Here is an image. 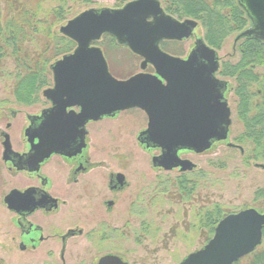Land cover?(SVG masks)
Instances as JSON below:
<instances>
[{
    "label": "rangeland",
    "instance_id": "rangeland-1",
    "mask_svg": "<svg viewBox=\"0 0 264 264\" xmlns=\"http://www.w3.org/2000/svg\"><path fill=\"white\" fill-rule=\"evenodd\" d=\"M127 2L0 0L4 21L20 10L37 14L31 24H24L26 34L18 47L12 40L0 37V261L3 264H63L60 237H52L37 250L27 251L21 250L18 241L12 237V214L4 197L12 188L24 187L30 181L22 173L7 170L3 159L5 142L9 138L14 149H23L28 114L39 113L52 104L44 91L54 86L51 65L55 59L49 65L51 83L41 88L34 103L17 101L14 90L17 76L37 69L45 57L53 55L56 48L50 33L62 34L61 27L67 21L93 7L120 8ZM198 21L199 34L204 35L205 27L201 20ZM240 33L233 31L221 42L218 53L222 57V66L226 61L235 65L242 61L244 39L236 40ZM110 36H104L98 44L104 49L115 77L128 78L145 70L141 67L140 56ZM191 41L178 45L165 43L164 47L174 55H184L189 51ZM250 69L256 71L259 78L264 76V64L250 63L247 70ZM222 78L230 79L234 84L230 101L233 119L230 138L239 145L237 148L220 144L203 155L190 153L184 157L195 164L193 169L158 172L153 167L151 154L137 140L138 132L149 125L148 116L140 109H131L123 112L117 120L105 118L88 124L92 160L99 167L85 175L83 183L66 184L67 179L59 170V156L55 155L42 166L41 172L57 180L55 190L67 201L52 219L65 228L79 226L85 230L83 235L68 240L66 264H98L99 259L108 253L120 255L128 264H180L214 236L208 213L215 215L222 211L227 215L247 208L264 213V198L259 193L264 190V168L257 166L263 164L264 159H253L251 139L246 138L245 142L238 139L248 126L239 114L237 76ZM249 98L248 115L252 121L259 111L258 104L263 101L259 96ZM119 171L125 174L126 184L120 193L114 194L109 185L115 182ZM182 175L189 179L187 188L180 184ZM114 197V206L108 205L107 201ZM259 247H264V235L257 249Z\"/></svg>",
    "mask_w": 264,
    "mask_h": 264
},
{
    "label": "water",
    "instance_id": "water-1",
    "mask_svg": "<svg viewBox=\"0 0 264 264\" xmlns=\"http://www.w3.org/2000/svg\"><path fill=\"white\" fill-rule=\"evenodd\" d=\"M239 3L251 25L236 40L264 41V0ZM198 25L195 19L179 20L167 13L161 0H132L120 8L93 7L69 20L61 32L78 46L51 65L55 84L44 95L53 106L28 116V152L14 151L7 138L4 160L18 170L39 172L54 155L72 157L82 153L88 145L90 122L138 107L149 116V127L140 133L139 142L147 148L162 150V155L154 157V166L166 170L193 169L195 164L181 159L180 153L186 150L202 154L216 148V142L230 138L232 125L226 97L229 83L215 75L220 68L218 50L203 37L198 38L187 58L161 48L165 39L190 38ZM106 33L144 57L142 68L149 63L154 65L156 74L141 72L128 79L115 77L103 49L94 44ZM228 145L236 146L232 142ZM257 166L264 168V163ZM29 191L14 189L5 201L16 209L18 202H27ZM52 200L58 206V200ZM263 229L264 213L256 208L230 213L219 222L214 237L180 264H234L262 243ZM69 238L64 237L63 254ZM98 264L128 263L109 253Z\"/></svg>",
    "mask_w": 264,
    "mask_h": 264
},
{
    "label": "trees",
    "instance_id": "trees-1",
    "mask_svg": "<svg viewBox=\"0 0 264 264\" xmlns=\"http://www.w3.org/2000/svg\"><path fill=\"white\" fill-rule=\"evenodd\" d=\"M130 1V0H127ZM166 10L181 18H194L201 20L205 27V38L207 42L215 47L220 48L224 38L233 31H243L250 20L246 12L239 6L237 0H162ZM36 15L29 13L27 10L16 12L14 16L6 18L0 4V37L12 40L13 45L18 47L25 37L24 24H31ZM9 35H6V33ZM8 36V37H7ZM52 42L55 44V51L52 56L45 57L42 63L38 64L37 69H33L25 74H19L15 84V95L19 103L31 104L38 100V93L42 87L50 85L52 74L49 65L55 59L64 54L71 52L77 46L76 42L62 34L50 33ZM105 36H110L106 34ZM112 37V36H110ZM242 40V39H241ZM241 59L238 64L226 61L222 66L220 73L224 76H237L238 86L236 88L239 96V114L246 121L248 130L238 137L245 142L246 138L252 140L254 144L253 159H264V76L258 77V73L253 69L247 70L251 63L264 64V41L256 38H246L241 44ZM127 66V65H126ZM255 96L262 98V104H258L259 111L249 118L250 109L249 97ZM186 175L179 177L180 184L187 188L188 178ZM263 194L264 190L259 191ZM261 196V195H259ZM210 221L212 233L219 221L226 215L212 212L207 214ZM219 215V216H218ZM260 248V249H259ZM256 251L241 258L234 264H264V247H259Z\"/></svg>",
    "mask_w": 264,
    "mask_h": 264
},
{
    "label": "flooded vegetation",
    "instance_id": "flooded-vegetation-1",
    "mask_svg": "<svg viewBox=\"0 0 264 264\" xmlns=\"http://www.w3.org/2000/svg\"><path fill=\"white\" fill-rule=\"evenodd\" d=\"M199 37H201V35H199V31L196 28L194 33L190 36V38L184 39V40H164L161 43V47L165 51L170 52L167 49H165V47H164L165 43L178 45V44H181L182 42H185V41L191 39L192 41L189 45V49H188L189 51L188 52H186L184 55L175 54L177 56L187 58L190 51L195 47L196 42H197ZM221 61H222V57L220 60V64H221L220 69L216 73V77L219 78L220 80L228 81V83H229V92L227 93L226 97L228 99L229 105H230L231 110H232V106L230 104V101H231V96H232L233 92L235 91V89L233 87L234 84L230 79L222 78L224 76H222L220 73L221 67H222ZM141 67H142V61H141ZM146 67L147 68H145V70H143L144 72L150 73V74H152V73L156 74V69L152 64H148ZM164 82L166 83V81H164ZM126 111H128V110H126ZM142 111H144V110H142ZM123 112H125V111H123ZM123 112H120L115 117H108V118L111 120H117L120 118V116L122 115ZM148 119H149V117H148ZM26 124H30V121L28 120V116H27V123ZM145 129L146 128H143L138 132L137 140H138L139 145L145 151H147L149 154H151L152 159H154V156L162 155V150L159 148H147L146 145L141 144L139 142V135ZM25 130H26V127L24 128V133H25ZM23 135L25 136V134H23ZM24 139H25L24 140L25 141L24 146H23L24 148L21 150L15 149L17 152L25 153V152L29 151L30 144H29L27 138H24ZM230 140H231V138H230ZM230 140H227L226 144H228L229 143L228 141H230ZM87 142H88L87 147L80 154H77V155L72 156V157H65V156H61V155H56V156H59V158H60L59 159L60 173H62L64 175V177L67 179V181L66 180L65 181H66V184L68 186H74V185H79V184L83 183V181H84L83 177L85 175H88L91 171H93L94 169H97L99 167L92 160L91 151H90L91 142H90L89 138H88ZM190 153L196 154L194 152L184 150L183 152L180 153V156L182 158L186 159V157H184V156L187 154H190ZM203 154H205V153H203ZM203 154H197V155H203ZM52 158H50L48 160V162L51 161ZM4 162H5L6 168L9 172H15L16 171L17 173H22L30 181L24 187H14L11 189V190H13V189L17 188V189H20L21 191H25L26 189H29L30 191H29V195H28L29 197L27 199V202H25V201L18 202V204H17L18 207L16 209L9 208V206L5 203L7 209L12 214L11 221H12L13 227H14V234L12 235V237H14V239H16L18 241L19 247L23 251L37 250L42 245V243L50 240L52 237H60V239L62 241V248H61V252H60V257H61L63 264H66L67 245H66V251L63 254L64 237H70V238L79 237L85 233V230H84V228L79 227V226L65 228L63 225L58 224L55 220L52 219V216H55L61 212L62 206L67 205V201L65 199L61 198L57 194L58 190H55L57 180L54 177L47 176L46 174L42 173L41 171H39V172H36V171L35 172L18 171L15 167L12 166V164L10 162H6V161H4ZM154 169L157 170L158 172L163 170L161 168H154ZM174 171L181 172L180 168H177ZM125 184H126V176L123 172L119 171L115 177V182H113L109 185L110 186L109 189L112 193L118 194V193H120V191H122L124 189ZM47 194H50V196L52 198H56L58 200V206H54L55 203L52 202L53 200L50 199L47 196ZM4 201H5V197H4ZM109 202H113V206H114V204L116 202L115 197H114V199H110L107 201L108 205H109ZM67 244H68V241H67Z\"/></svg>",
    "mask_w": 264,
    "mask_h": 264
}]
</instances>
